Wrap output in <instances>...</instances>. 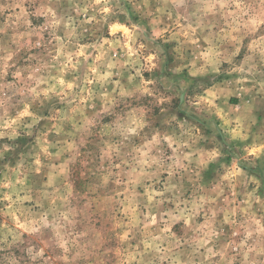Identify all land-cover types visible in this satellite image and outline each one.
Instances as JSON below:
<instances>
[{
    "label": "clouds",
    "instance_id": "clouds-1",
    "mask_svg": "<svg viewBox=\"0 0 264 264\" xmlns=\"http://www.w3.org/2000/svg\"><path fill=\"white\" fill-rule=\"evenodd\" d=\"M0 264H264V0H0Z\"/></svg>",
    "mask_w": 264,
    "mask_h": 264
}]
</instances>
